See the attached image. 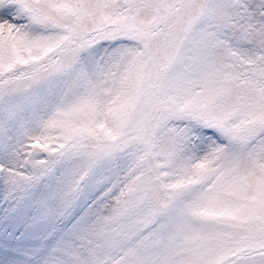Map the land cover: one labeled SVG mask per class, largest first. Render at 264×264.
Listing matches in <instances>:
<instances>
[{"label":"snow or ice","instance_id":"1","mask_svg":"<svg viewBox=\"0 0 264 264\" xmlns=\"http://www.w3.org/2000/svg\"><path fill=\"white\" fill-rule=\"evenodd\" d=\"M0 264H264V0H0Z\"/></svg>","mask_w":264,"mask_h":264}]
</instances>
